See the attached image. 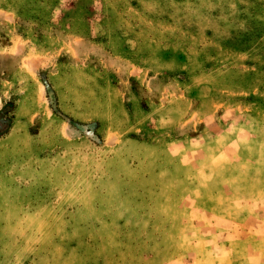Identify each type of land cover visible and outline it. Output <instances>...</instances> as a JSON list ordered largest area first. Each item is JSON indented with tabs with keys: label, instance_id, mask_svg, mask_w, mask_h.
<instances>
[{
	"label": "rangeland",
	"instance_id": "obj_1",
	"mask_svg": "<svg viewBox=\"0 0 264 264\" xmlns=\"http://www.w3.org/2000/svg\"><path fill=\"white\" fill-rule=\"evenodd\" d=\"M0 264H264V0H0Z\"/></svg>",
	"mask_w": 264,
	"mask_h": 264
}]
</instances>
